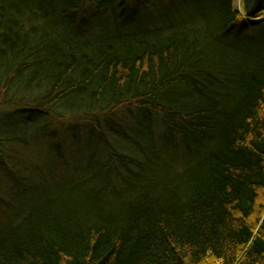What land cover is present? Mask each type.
<instances>
[{
    "label": "trees",
    "instance_id": "trees-1",
    "mask_svg": "<svg viewBox=\"0 0 264 264\" xmlns=\"http://www.w3.org/2000/svg\"><path fill=\"white\" fill-rule=\"evenodd\" d=\"M236 1L0 0L3 104L96 124L77 179L0 195V264H264V0Z\"/></svg>",
    "mask_w": 264,
    "mask_h": 264
},
{
    "label": "rangeland",
    "instance_id": "rangeland-1",
    "mask_svg": "<svg viewBox=\"0 0 264 264\" xmlns=\"http://www.w3.org/2000/svg\"><path fill=\"white\" fill-rule=\"evenodd\" d=\"M156 1V0H155ZM239 4L240 5V0ZM157 4H150L151 15H158L159 11L170 5L169 0H157ZM189 2L182 3L180 10L184 14H193L194 6ZM237 5V6H238ZM186 9V10H185ZM92 8L88 9L89 15ZM114 14L116 22L123 23L124 28L140 24L141 20L133 19V12L129 13L125 7L117 8ZM135 19L139 17L136 12ZM133 22V23H132ZM114 27L111 16L97 15L85 20L78 38L84 40L100 39L106 36ZM139 27V26H136ZM4 97L0 96V138L14 137L13 141L0 149V195L5 201H10L14 189L20 195L22 203H34L46 195H51L61 184L67 185L81 174V168L89 157L86 153V143H94L88 134L94 133L95 122L80 116L53 114L45 120L46 127L25 123L28 111L24 116L15 104H3ZM16 108V109H15ZM117 122L126 120L128 113L124 108H118L113 113ZM43 122V121H42ZM124 123V122H123ZM5 140V139H4ZM102 143V142H100ZM62 146L61 157L59 148ZM122 149V146H118ZM29 180V181H28ZM0 210H5L0 207Z\"/></svg>",
    "mask_w": 264,
    "mask_h": 264
},
{
    "label": "water",
    "instance_id": "water-1",
    "mask_svg": "<svg viewBox=\"0 0 264 264\" xmlns=\"http://www.w3.org/2000/svg\"><path fill=\"white\" fill-rule=\"evenodd\" d=\"M238 4H239V1L237 0V1H236V5H238Z\"/></svg>",
    "mask_w": 264,
    "mask_h": 264
}]
</instances>
